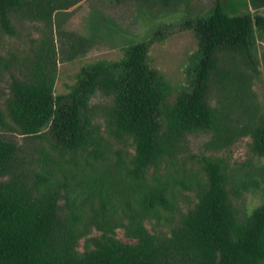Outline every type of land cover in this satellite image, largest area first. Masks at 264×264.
Instances as JSON below:
<instances>
[{
	"label": "trees",
	"instance_id": "obj_1",
	"mask_svg": "<svg viewBox=\"0 0 264 264\" xmlns=\"http://www.w3.org/2000/svg\"><path fill=\"white\" fill-rule=\"evenodd\" d=\"M81 1L0 0V22L13 33L11 16L23 12L53 26L56 12ZM138 1L172 7L183 0ZM261 8L264 0H216L205 16L188 22L199 48L190 88L172 103V87L150 66L144 42L128 46L120 60L84 66L72 91L56 95L58 52L54 41L44 40L29 70L13 77L6 109H0V126L49 143L36 169L20 170V147L0 135V264H264V205L239 217L222 159H200L204 174L192 178L198 201L170 234H154L145 224L176 210L178 184L192 188L169 170L189 133L213 132L209 146L217 149L251 136L253 152L264 158V115L240 127L231 105L208 101L216 74L223 75L224 88L231 84L219 52L251 54L256 30H264V16L252 11ZM97 91L112 97L109 133L132 139V156L108 155L90 106ZM235 185L236 197L253 188L245 178ZM95 228L103 235L80 252ZM118 228L137 242L118 239Z\"/></svg>",
	"mask_w": 264,
	"mask_h": 264
},
{
	"label": "rangeland",
	"instance_id": "obj_2",
	"mask_svg": "<svg viewBox=\"0 0 264 264\" xmlns=\"http://www.w3.org/2000/svg\"><path fill=\"white\" fill-rule=\"evenodd\" d=\"M215 3L216 0H183L170 7L138 0H83L67 11L56 12L53 26L33 20L23 12L13 13V33L0 22V109H6L13 77L23 76L29 70L46 39L55 42L58 52L56 95L72 91L84 66L103 60H120L128 46L144 42L150 46V66L172 87L169 98L172 103L190 88L199 48L198 35L188 22L195 23L198 17L205 16ZM252 12L264 16V8ZM218 59L221 71L229 74L231 84L224 88L220 81L223 75L216 74L210 83L208 101L215 107L231 105L234 123L240 127L250 125L264 115V30H256L250 55L221 51ZM112 102V97L102 91L92 95L90 106L95 123L106 139L107 153L112 159L117 157L118 151L130 157L135 153L132 139H117L109 133L106 113ZM0 135L20 147V170L36 169L40 149L49 148L47 141L25 137L8 126H0ZM213 138V132L205 131L187 135L183 152L169 170L172 179L184 180L192 188L178 184L176 210L165 211L160 220L145 222L152 233L170 234L182 214L195 206L198 199L192 178L204 174L200 164L203 156L222 159L226 164L229 189L240 218H247L264 205V158L253 152L252 137H239L233 144L220 149L209 146ZM166 172V167H162L160 174L166 177ZM152 174L153 169L148 174L149 181H152ZM240 178L248 179L253 188L236 197L235 183ZM102 235L101 231L93 229L81 240L78 250L85 252L88 245L94 247L93 240ZM114 235L127 244L137 242L127 236L125 228H118Z\"/></svg>",
	"mask_w": 264,
	"mask_h": 264
}]
</instances>
